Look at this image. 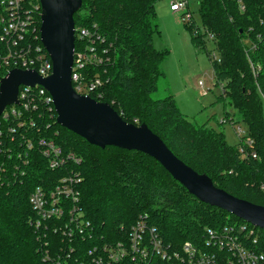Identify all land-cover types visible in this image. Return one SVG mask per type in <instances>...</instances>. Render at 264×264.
Listing matches in <instances>:
<instances>
[{"label":"trees","instance_id":"obj_1","mask_svg":"<svg viewBox=\"0 0 264 264\" xmlns=\"http://www.w3.org/2000/svg\"><path fill=\"white\" fill-rule=\"evenodd\" d=\"M156 1L82 0L73 15L74 52L87 54L84 78L102 80L91 97L110 104L128 123H145L179 159L206 174L216 187L264 206V0H197L205 35L218 54L212 66L217 81H224L221 97L247 124L245 137L251 144L245 149L255 157L242 156L239 147L229 144L221 132L192 122L173 96H154L163 75L161 64L169 52L154 46L159 34ZM184 25L193 40L203 39L192 18ZM81 28L88 29L89 35L78 37ZM33 117L38 130H31L33 138H51L81 161L74 164L69 160L50 169L35 146L30 165L23 168V174L17 173L18 179L11 178L8 163V181L0 184V264L89 261L88 248L122 238L140 214H147L150 224L175 246L186 240L200 243L206 227L245 222L198 200L141 151L90 144L60 126L53 110L41 108ZM239 138L242 143L244 136ZM71 170L79 173L75 204L90 222L93 234L84 239L79 235L69 244L61 231L66 215L47 219L36 228L29 195L36 186L53 190ZM254 230V248L264 253V229L254 226Z\"/></svg>","mask_w":264,"mask_h":264},{"label":"built area","instance_id":"obj_2","mask_svg":"<svg viewBox=\"0 0 264 264\" xmlns=\"http://www.w3.org/2000/svg\"><path fill=\"white\" fill-rule=\"evenodd\" d=\"M169 7L173 12L181 11L187 20L191 18L186 0L173 1ZM40 13L39 0H0V70L4 71L0 73V80L13 68L31 69L42 77L51 73L52 62L41 41V44L38 42L40 35L36 33ZM39 27L40 22L38 33ZM77 35L83 38L89 35V31L81 28ZM90 50L93 52V47ZM92 57L95 58L94 53ZM87 60L84 51L74 52L71 84L75 92L91 96L90 93L102 85V80L99 77L84 78L82 69ZM198 84L203 87L202 81ZM17 98L18 103L6 105L0 114V184L8 181L9 162L11 178L18 179L17 173H24L23 168L30 165V155L35 146L39 147V154L46 158L50 169L61 167L69 160L79 164L81 159L78 156L72 152L65 153L51 138L32 137L31 130L38 132L34 112L41 108L55 111L50 94L40 85H19ZM9 105L13 107L8 111ZM236 132L243 137L244 131L240 127ZM250 144L251 139L244 136L239 146L242 156H256L254 152L246 151L245 146ZM78 181L79 173L71 170L53 190L47 192L36 186L29 195L30 205L36 213V228L47 219H60L66 215L61 231L69 244L79 235L84 239L93 234L90 222L75 204ZM256 241L254 226L245 221L206 227L200 243L186 240L175 246L163 238L155 225L150 224L147 214H140L122 238L94 244L88 248L89 261H75V264H264V253L254 248ZM69 246V252H72L73 247ZM47 258L45 251L44 259ZM44 262L67 264L68 261Z\"/></svg>","mask_w":264,"mask_h":264},{"label":"water","instance_id":"obj_3","mask_svg":"<svg viewBox=\"0 0 264 264\" xmlns=\"http://www.w3.org/2000/svg\"><path fill=\"white\" fill-rule=\"evenodd\" d=\"M39 3L40 41L52 62V71L42 77L31 69H11L0 80V114L6 105L18 103L19 85H40L52 98L60 126L100 148L115 146L151 156L198 200L264 229V206L216 187L206 174L179 159L145 123H128L107 102L74 91L71 84L73 15L82 0H39Z\"/></svg>","mask_w":264,"mask_h":264},{"label":"rangeland","instance_id":"obj_4","mask_svg":"<svg viewBox=\"0 0 264 264\" xmlns=\"http://www.w3.org/2000/svg\"><path fill=\"white\" fill-rule=\"evenodd\" d=\"M173 1L179 0H158L154 5L155 23L159 29V34L153 40L154 46L169 50L161 64L163 75L158 80V91L154 96H173L181 112L192 122L199 125L204 123L221 132L229 144L238 148L242 143L236 128L240 127L245 136L248 126L240 120L228 100L221 97V83L224 81H217L212 66V59L218 54L212 40L205 35L197 0H186L194 26L204 35L202 40L199 38L197 41L191 38L190 31L184 25L188 21L186 15L170 10ZM199 81L203 82V89ZM12 107L9 105L7 110Z\"/></svg>","mask_w":264,"mask_h":264},{"label":"crops","instance_id":"obj_5","mask_svg":"<svg viewBox=\"0 0 264 264\" xmlns=\"http://www.w3.org/2000/svg\"><path fill=\"white\" fill-rule=\"evenodd\" d=\"M173 12V11H172ZM175 13V12H174Z\"/></svg>","mask_w":264,"mask_h":264}]
</instances>
